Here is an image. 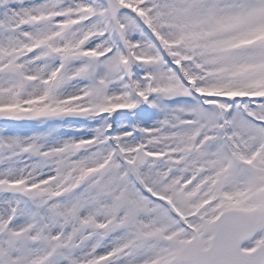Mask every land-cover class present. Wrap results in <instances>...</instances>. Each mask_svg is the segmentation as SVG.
Here are the masks:
<instances>
[{
  "label": "snow or ice",
  "instance_id": "1",
  "mask_svg": "<svg viewBox=\"0 0 264 264\" xmlns=\"http://www.w3.org/2000/svg\"><path fill=\"white\" fill-rule=\"evenodd\" d=\"M0 264H264V0H0Z\"/></svg>",
  "mask_w": 264,
  "mask_h": 264
}]
</instances>
